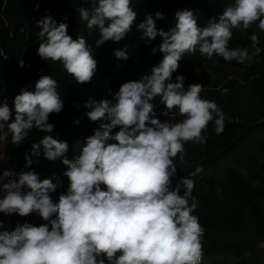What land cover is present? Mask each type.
Returning a JSON list of instances; mask_svg holds the SVG:
<instances>
[{
  "label": "clouds",
  "instance_id": "1",
  "mask_svg": "<svg viewBox=\"0 0 264 264\" xmlns=\"http://www.w3.org/2000/svg\"><path fill=\"white\" fill-rule=\"evenodd\" d=\"M77 11L89 30H99L96 47L126 38L137 19L132 0H95L91 9ZM174 17L175 26L167 31L156 27V20L164 19L159 11L155 16L147 14L136 25L146 43L161 37L152 52L159 50L163 58L149 74L123 83L114 95L115 104L104 99L85 105L92 109L87 113L91 121L107 122L86 139L78 157L62 159L70 181L66 195L54 203L49 192L56 185L50 179L41 180L33 170L9 169L0 174V213L22 217L36 213L44 221L39 226L26 222L11 233H0V264H201L204 228L193 214L198 207L192 196L194 180L183 178L173 189L171 178L178 164L186 162L183 142L206 143L202 132L208 124L213 122L219 135L226 117L215 101L201 98L203 85L185 87L186 77L178 75L173 82V73L185 53L194 54L197 46L208 59L250 61L247 48L228 45L233 29L247 30L258 22L264 32V0H235L202 28L192 10H177ZM37 26L39 57L60 62L79 84L91 82L97 61L86 39H73L68 24L48 14ZM250 41L252 54L258 55L259 36L252 34ZM114 55L118 60L128 59L125 49ZM18 66H25L22 59ZM57 88L58 82L44 75L34 91L22 89L15 96L14 108L6 100L0 102V122L7 124L0 141H7L11 133L12 144L19 146L33 129L48 133L32 143L25 169H31L32 157L42 154L54 161L68 151L67 142L50 135L54 125L49 117L64 106ZM227 92L224 88L221 94ZM157 97L164 105L160 115L169 116L177 109L184 119L162 122L153 103ZM117 126L120 130L112 135ZM108 140L116 143L106 144ZM201 171L197 167L191 175ZM24 188L29 191L23 192Z\"/></svg>",
  "mask_w": 264,
  "mask_h": 264
},
{
  "label": "trees",
  "instance_id": "2",
  "mask_svg": "<svg viewBox=\"0 0 264 264\" xmlns=\"http://www.w3.org/2000/svg\"><path fill=\"white\" fill-rule=\"evenodd\" d=\"M94 3L95 0H0V102L6 100L8 106L14 108L15 96L22 89L34 91L41 76L50 75L58 82L57 92L64 106L59 114H51L48 122L54 125L50 135L67 142L65 156L50 161L41 154L32 157L31 169H25V155L30 154L32 143L39 142L48 133L33 129L19 146L12 144L11 133L4 141L13 171L33 170L39 173L41 180H52L56 190L49 195L54 203L61 194H67L70 186L64 175L68 167L62 159L78 157L86 139L94 135L101 123L107 122L91 121L87 113L92 109L85 105L104 99L115 104L114 95L123 83L140 80L163 58L159 50L152 52V48L158 49L161 37L146 43L136 25L147 14L155 16L159 11L164 19L156 20V27L167 31L175 26V12L189 9L202 28L209 19H218L235 0H132L137 19L131 32L119 42L107 41L99 47H96L99 30H89L77 11L81 7L91 9ZM46 14L58 23H67V32L73 39L78 36L86 39L97 61L91 82L77 83L60 62H46L37 54L40 43L37 21ZM232 31L229 48H247L252 57L250 61L229 62L220 56L208 59L200 54L197 46L194 54L185 53L173 73V82L176 76L183 75L203 85L201 98L215 101L226 119L224 131L219 135L215 134L214 123L208 124L202 132L206 143L183 142L186 162L178 164L170 188L174 189L183 178L194 180L192 196L198 207L193 214L204 228L201 264H264V32L259 30L258 22L247 30ZM254 33L259 36L258 55L252 54L250 37ZM120 49L127 51V60L115 57V51ZM20 59L24 67L18 66ZM211 63L213 75L205 69ZM224 88L228 89L226 95L221 94ZM163 110L164 106L156 105L155 112L162 122L184 119L177 109L169 116L160 115ZM119 130L117 126L111 134ZM5 132L7 124L0 122V135ZM197 167L202 171L192 176ZM22 191L26 193L29 189ZM180 192L183 194V187ZM26 222L36 226L44 223L36 213L23 217L0 213V233H11Z\"/></svg>",
  "mask_w": 264,
  "mask_h": 264
},
{
  "label": "rangeland",
  "instance_id": "3",
  "mask_svg": "<svg viewBox=\"0 0 264 264\" xmlns=\"http://www.w3.org/2000/svg\"><path fill=\"white\" fill-rule=\"evenodd\" d=\"M213 65V63H211L210 65L208 66H205V69L213 75V70L211 69V66ZM194 81L192 80L191 77H186V80H185V87H187L188 85L190 84H193ZM154 103L156 105H159V106H164L162 104H160L159 102V98L157 97L155 100H154ZM13 170L10 165H9V162H8V159H7V155H6V152H5V144H4V141H1L0 142V174L3 173V171L5 170ZM264 245V244H263Z\"/></svg>",
  "mask_w": 264,
  "mask_h": 264
}]
</instances>
